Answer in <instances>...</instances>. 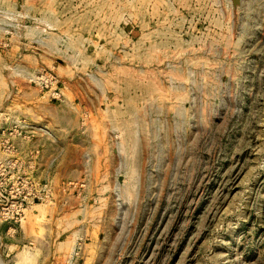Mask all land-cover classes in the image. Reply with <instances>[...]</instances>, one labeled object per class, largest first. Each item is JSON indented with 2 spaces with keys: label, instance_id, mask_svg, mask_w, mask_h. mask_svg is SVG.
<instances>
[{
  "label": "rangeland",
  "instance_id": "1",
  "mask_svg": "<svg viewBox=\"0 0 264 264\" xmlns=\"http://www.w3.org/2000/svg\"><path fill=\"white\" fill-rule=\"evenodd\" d=\"M0 223V264H264V0H0Z\"/></svg>",
  "mask_w": 264,
  "mask_h": 264
},
{
  "label": "crops",
  "instance_id": "2",
  "mask_svg": "<svg viewBox=\"0 0 264 264\" xmlns=\"http://www.w3.org/2000/svg\"><path fill=\"white\" fill-rule=\"evenodd\" d=\"M16 242V244H8ZM20 245V240L16 239L15 230L11 223H0V247H5L6 250L12 249Z\"/></svg>",
  "mask_w": 264,
  "mask_h": 264
},
{
  "label": "built area",
  "instance_id": "3",
  "mask_svg": "<svg viewBox=\"0 0 264 264\" xmlns=\"http://www.w3.org/2000/svg\"><path fill=\"white\" fill-rule=\"evenodd\" d=\"M22 206H23V205H22ZM22 206H20V207H21V209H23V207H22ZM5 210L7 211V210H9V209H7V208H6ZM8 212H9V211H8ZM4 220H6V221H7V219H4Z\"/></svg>",
  "mask_w": 264,
  "mask_h": 264
},
{
  "label": "water",
  "instance_id": "4",
  "mask_svg": "<svg viewBox=\"0 0 264 264\" xmlns=\"http://www.w3.org/2000/svg\"><path fill=\"white\" fill-rule=\"evenodd\" d=\"M239 0H234V2H238Z\"/></svg>",
  "mask_w": 264,
  "mask_h": 264
}]
</instances>
